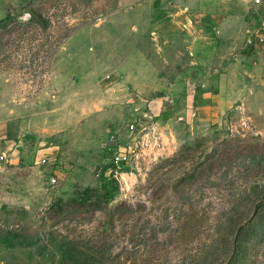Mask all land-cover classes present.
Instances as JSON below:
<instances>
[{
  "label": "rangeland",
  "instance_id": "374dc122",
  "mask_svg": "<svg viewBox=\"0 0 264 264\" xmlns=\"http://www.w3.org/2000/svg\"><path fill=\"white\" fill-rule=\"evenodd\" d=\"M151 1L0 19V264H264V0ZM228 9L210 64L191 17L156 28Z\"/></svg>",
  "mask_w": 264,
  "mask_h": 264
},
{
  "label": "crops",
  "instance_id": "0c3cea01",
  "mask_svg": "<svg viewBox=\"0 0 264 264\" xmlns=\"http://www.w3.org/2000/svg\"><path fill=\"white\" fill-rule=\"evenodd\" d=\"M24 0H0V19L4 18L10 10L13 9V7H17L20 5V3ZM200 2L203 1H210V2H232V3H238V2H248V4L252 5L250 0H199ZM152 5L154 6V0L151 1ZM213 6V5H212ZM249 6V5H248ZM231 6L229 5V8ZM237 11L236 10H226L220 11V10H206L205 12L202 10L200 12H195V14L191 15H185L179 13H175L171 18L165 19L164 21L157 24L158 28L157 30L161 31V34H166L167 31L173 30V29H182V24H185V20L189 17H191L193 20V23L195 22L196 25L200 26L201 33L197 32V40L194 45L191 46V52L193 53V59L194 63L196 64H210L212 57H206L207 55L211 56L212 51H217L220 47H215L214 44L216 42H219V36L217 34L220 33L219 29L217 28L218 25L221 24L222 26V34L226 35L225 42L229 44L228 42H231L233 37L232 29L234 28L236 24V20L240 18H246L248 15V12L246 11ZM138 11L136 13H129L127 14L123 19L124 21H116L117 27H123L124 24L127 22L131 24L132 28L134 30H138L139 26V15ZM155 9L148 10L147 17H148V24L154 25L155 24ZM185 19V20H184ZM129 20V21H128ZM124 22V23H123ZM120 23V24H118ZM243 23V22H242ZM247 23V22H245ZM195 25V26H196ZM217 28L216 30H214ZM249 26H246L245 29H248ZM155 30V29H154ZM154 33L159 34L158 31H155ZM200 33V34H199ZM230 38V41H229ZM167 42V40H164ZM232 43V42H231ZM165 48V46H163ZM187 47H180V49H185ZM226 48V46H224ZM203 51V52H202ZM201 52V53H200Z\"/></svg>",
  "mask_w": 264,
  "mask_h": 264
},
{
  "label": "built area",
  "instance_id": "2783aa9c",
  "mask_svg": "<svg viewBox=\"0 0 264 264\" xmlns=\"http://www.w3.org/2000/svg\"><path fill=\"white\" fill-rule=\"evenodd\" d=\"M133 126V125H132ZM125 155L122 153H114L112 156V175L117 176L124 165ZM45 160V159H44Z\"/></svg>",
  "mask_w": 264,
  "mask_h": 264
}]
</instances>
